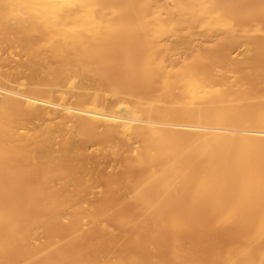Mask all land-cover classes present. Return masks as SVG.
Returning <instances> with one entry per match:
<instances>
[{
    "label": "bare ground",
    "instance_id": "6f19581e",
    "mask_svg": "<svg viewBox=\"0 0 264 264\" xmlns=\"http://www.w3.org/2000/svg\"><path fill=\"white\" fill-rule=\"evenodd\" d=\"M0 264H264V0H0Z\"/></svg>",
    "mask_w": 264,
    "mask_h": 264
}]
</instances>
